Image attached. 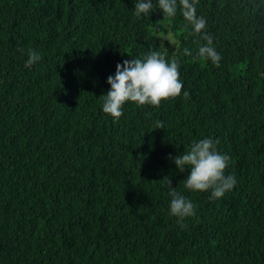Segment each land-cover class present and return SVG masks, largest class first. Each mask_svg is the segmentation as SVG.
Here are the masks:
<instances>
[{
    "label": "trees",
    "instance_id": "trees-1",
    "mask_svg": "<svg viewBox=\"0 0 264 264\" xmlns=\"http://www.w3.org/2000/svg\"><path fill=\"white\" fill-rule=\"evenodd\" d=\"M138 2L0 0V264H264V0H198L219 66L179 3ZM150 51L179 60L189 97L114 120L108 76ZM204 138L237 181L219 199L169 158ZM168 179L194 217L169 215Z\"/></svg>",
    "mask_w": 264,
    "mask_h": 264
},
{
    "label": "clouds",
    "instance_id": "clouds-1",
    "mask_svg": "<svg viewBox=\"0 0 264 264\" xmlns=\"http://www.w3.org/2000/svg\"><path fill=\"white\" fill-rule=\"evenodd\" d=\"M178 3L183 18L191 25V35L206 41L199 46L198 56L219 66L222 57L212 46L213 37L204 31L207 26L206 20L197 15L198 0H158V7L162 10L163 16L172 18L176 16ZM154 9L152 0H139L135 4V15L137 18L142 15L149 16ZM20 51L23 52L24 49L21 48ZM184 54L192 55L187 48L184 49ZM41 59L37 51L30 49L25 67ZM179 66L178 59L173 58L168 61L165 54L158 51H150L143 59L132 58L117 63L115 74L107 78V83L111 87L106 94H103V112L111 115L114 120H119L126 102H133L137 106L159 107L162 101L175 99L181 94L187 99L189 93L187 91L182 93L183 84L180 80ZM155 129H164L163 123L157 121ZM217 143L218 141L212 138H204L194 141L183 154L169 157L180 172L185 171V166L190 169V173L183 180L186 189L193 192L211 191L209 198L213 200L222 198L237 183L234 176L225 174L230 157L217 151ZM168 185L169 195L172 198L169 215L176 217L177 223L188 217H194L196 215L194 203L178 193L169 179Z\"/></svg>",
    "mask_w": 264,
    "mask_h": 264
},
{
    "label": "rangeland",
    "instance_id": "rangeland-1",
    "mask_svg": "<svg viewBox=\"0 0 264 264\" xmlns=\"http://www.w3.org/2000/svg\"><path fill=\"white\" fill-rule=\"evenodd\" d=\"M162 37H163V36H162ZM163 38H168V37L164 36Z\"/></svg>",
    "mask_w": 264,
    "mask_h": 264
}]
</instances>
